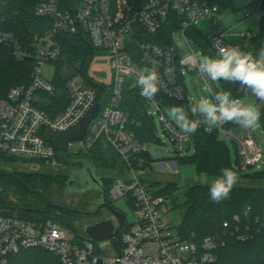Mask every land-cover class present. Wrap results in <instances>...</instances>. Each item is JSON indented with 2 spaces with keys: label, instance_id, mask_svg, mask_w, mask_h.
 <instances>
[{
  "label": "built area",
  "instance_id": "obj_1",
  "mask_svg": "<svg viewBox=\"0 0 264 264\" xmlns=\"http://www.w3.org/2000/svg\"><path fill=\"white\" fill-rule=\"evenodd\" d=\"M224 1L36 0L35 16L52 19V29L44 34H32L25 40L13 31L0 30V47H8L16 61L33 64L31 83L12 87L0 99V161L14 159L17 164L34 169L56 166L59 152L52 139L79 126L100 103L95 87L77 73L67 80L70 103L66 109L53 117L43 109L44 98L40 94L55 95L57 90L55 80L46 79L43 69L62 57L58 34L84 31L89 35L92 46L108 57L112 95L106 105L101 104L99 115L90 123L86 136L78 140L79 149L73 154L88 155L94 144L104 137L135 179L132 183L114 180L107 199L127 198L137 210L130 230L121 237L119 233L115 245L114 239L92 242L87 236H77L58 221L33 219L24 211L13 209L7 202L0 203V264H8L12 254L37 248L54 254L60 264H212L216 261V251L225 245L222 236H208L201 242H194L182 240L179 232L172 235L173 223L167 219L173 209L171 198L157 194L139 179V174L150 170L155 162L144 169L146 162L139 155L145 148L129 130L128 115L120 105L124 85L131 80L132 87H138L136 80L145 69L136 62L137 59L144 67L157 72L159 89L173 99L186 97L185 78L184 85L180 81L186 73L184 68L198 73L211 99L224 91L221 81L219 85L210 81L197 66L198 54L215 56L218 45L231 46L218 18ZM5 4L6 0H0V11ZM247 10L249 16H255L259 21L262 19L259 0H248ZM172 15L180 21L178 30L172 35L171 45H158L141 37L140 30L154 33L168 23ZM201 21L209 24V34H204L198 27ZM179 33L189 51L186 56L181 54L175 40ZM251 36L248 33L246 38ZM241 49L246 51L245 45ZM239 93L240 96L235 98L238 102L244 97L255 98L241 85ZM146 100L149 113L152 109L151 115L154 118L158 116L173 152L177 156L186 155L191 135L181 133L155 98ZM261 103L262 106L255 105L257 110L264 108V101ZM232 123L226 122L215 130L236 146L239 163L235 170L249 172L262 163L259 140L253 128L231 126ZM48 132L52 134L51 139L46 137ZM174 173H179L177 168ZM235 219L239 220V217ZM247 238V235H239L241 240Z\"/></svg>",
  "mask_w": 264,
  "mask_h": 264
},
{
  "label": "trees",
  "instance_id": "obj_2",
  "mask_svg": "<svg viewBox=\"0 0 264 264\" xmlns=\"http://www.w3.org/2000/svg\"><path fill=\"white\" fill-rule=\"evenodd\" d=\"M263 12L260 20V31L257 35L247 38L246 51L258 56L260 48L264 45V0H259ZM36 0H6V4L0 11V30L13 31L22 40L27 39L32 34H44L53 27V20L45 17H37L34 14ZM234 10L233 0H225L222 3V13ZM177 21V22H176ZM178 17L171 16L170 21L160 30L154 33H146L142 30L141 37L151 43L158 45H171L172 35L178 30ZM58 40L62 45V57L56 62L59 65L60 78L55 80L56 94H40L43 98V109L52 117L60 114L70 103L67 92V81L63 75L66 65L81 74L92 86L95 87L98 101L106 105L112 95V79L108 82L96 83L88 76L89 66L96 56L104 55L100 49L92 46L89 35L84 31L76 34L60 33ZM198 37H200L198 35ZM136 56L139 53L133 49ZM136 62L143 68L139 59ZM33 64L30 61L18 62L6 46L0 47V99L14 86L29 85L31 83ZM184 85V77L180 78ZM224 91L230 92L232 98H238L239 85L221 81ZM251 94V93H250ZM192 99L187 90L183 100H177L166 95L159 89L155 100L164 108L170 109L172 106H182L188 108ZM262 102V101H258ZM120 109L128 115V128L134 134L135 139L145 148L139 157L146 162L144 169L151 167L154 160L146 150V146L151 143H161L157 137V125L155 118L149 113L148 101L140 94L138 87H132V81L128 80L122 91V101ZM261 124L264 128V108L258 109ZM190 119L194 116L189 112ZM140 126H137V122ZM231 126H238L232 123ZM192 154L176 156L181 163H194L200 175L216 177L221 169L228 167L235 170L232 163L230 149L225 140L221 139L216 130H207L204 124L198 128L195 134L191 135ZM190 151V152H191ZM99 168L113 170L118 167L120 156L108 145L106 139L101 137L93 146L90 153ZM59 157V155H58ZM61 159V158H60ZM11 163H16L14 159H7ZM236 163H239L238 156ZM137 165V162L135 163ZM236 171V170H235ZM238 180L246 179L250 181L247 185H235L231 191L230 198L219 203L213 202L209 197L208 184H192L183 190V197H180L178 183L170 182L164 187L158 188V183L153 182L152 187L160 195L169 196L174 209H184L183 219L178 225V232L182 240L201 242L208 236L219 235L225 241V245L216 251L217 259L212 264H264V169L255 172H238ZM22 175V174H21ZM11 175L0 170V203L7 202L13 209L22 210L25 215L33 219H52L60 222L72 230L79 237L87 235L80 230L79 222L82 221L84 212L93 202L91 200L80 204L81 208H72L78 212H68L57 209L51 204L66 206L62 202H52L47 192L50 188H55L63 194L69 176L68 175H45L41 173L28 174L25 176ZM52 178V181L49 180ZM114 183V180H103L106 197ZM258 183L261 186H256ZM33 186H41L43 190L37 194L41 201H26L23 207L13 204L7 200L8 194L12 191L17 194L33 193ZM88 193V192H87ZM36 194V193H34ZM86 194V193H84ZM83 195V194H80ZM99 195H97L98 199ZM68 207V206H66ZM71 208V207H69ZM249 209V211H247ZM238 216L239 220L235 217ZM228 225L225 226L224 224ZM130 230V224L126 223L120 232ZM239 235H247L245 240L239 239ZM45 253L52 255L53 259L45 257ZM8 264H60L59 259L52 253L43 249H29L12 254L8 258Z\"/></svg>",
  "mask_w": 264,
  "mask_h": 264
},
{
  "label": "rangeland",
  "instance_id": "obj_3",
  "mask_svg": "<svg viewBox=\"0 0 264 264\" xmlns=\"http://www.w3.org/2000/svg\"><path fill=\"white\" fill-rule=\"evenodd\" d=\"M233 7L234 10L232 12H226V13H220L218 15V18L222 21L221 28L225 32V38L230 43L231 46H239L240 48L247 43L246 35L248 33H251L252 35L259 34L260 31V21L255 16H249L248 15V0H233ZM201 31L204 34H209L211 31V28L209 24L206 21H201L198 26ZM192 33V32H190ZM176 43L178 47L181 50V54L183 56H186L188 54V49L186 47V44L184 43L183 36L179 33L176 35ZM200 42V40L198 39ZM198 42V43H199ZM201 54H198V57L200 58ZM207 55V54H203ZM185 70V84L187 85L188 91L191 94V97L194 100H198L201 96H207L211 99L210 94L208 91L204 89V82L200 78L197 72H189L184 68ZM59 65L57 63H48L44 69H43V75L46 79H49L51 81L53 80H59L60 78V72H59ZM111 70L109 65V60H107L106 56L103 55L102 57L96 56L93 61L91 62L89 66L88 76L93 79L96 83H105L108 82L110 78ZM80 78L82 77L81 74ZM99 77V78H98ZM103 78V79H100ZM217 85L220 84L219 81L216 82ZM239 103L244 105H260L262 106L261 102H258L255 98H249L244 97L241 98ZM168 108H165V112L168 113ZM152 109H150V114H152ZM155 122L157 125V137L160 139L161 143H151L150 145L146 146V150L150 152L152 158L154 160H157L153 166L150 168V170L139 174V179L145 183V185L149 186L153 191H155V188L152 187V183L156 182L158 183L157 187L162 188L167 183L170 182H176L178 183V188L176 194H178L180 197H183V190L185 187L190 186L192 184H207L205 182L206 175H200L196 169V166L194 163H181L176 159V154L173 152L168 138L164 135L162 130V125L160 121L158 120V116L155 115ZM217 127H214L212 129H216ZM255 135L257 139L259 140L261 150L263 152V159L260 166L254 168L251 170V172L260 171L264 169V128L261 124V119H259L258 125L253 128ZM209 130V129H208ZM220 138L225 140L231 153L232 163L234 166L237 165L236 158H237V149L234 143L225 135L219 134ZM47 138L51 139L52 134L48 132L46 135ZM165 142V143H163ZM79 149L78 141H74L73 144L69 147L70 154L74 156H80L83 157L85 155H75L73 154L75 151ZM193 151V150H192ZM191 152H188L186 155L192 154ZM122 160V159H121ZM88 166H84L81 168L79 172V180L83 181L85 184H89L91 187L94 186L96 188H99L102 186L103 180H117V179H123L125 181H128L129 183H132L135 179L133 178L130 169L127 167L126 163L122 161H119L118 167L113 170H104L102 167H94L92 161L90 160L87 164ZM78 165H71L68 164L60 159V156L57 158V165L56 166H41L40 169H34L31 167H26L24 165H20L17 163H11L9 161L2 160L0 161V170L6 171L11 175H21L25 176L28 174H34V173H43L45 175H68L71 176L75 169H77ZM178 169V174L174 173V169ZM92 169V171H91ZM208 179L214 178V177H207ZM50 181H52V178H49ZM190 185H185L186 183H189ZM250 181L246 179H240L237 181L236 185H247ZM256 186H261L258 183L255 184ZM31 187L34 189L33 193H24V194H17L14 192H10L7 196V200L9 202H12L13 204H16L18 206L23 207L26 205V201L31 202H37L41 201V197L37 194V190L39 192H42L40 190H43V188L40 186H33ZM84 188L80 187H74L73 192H62L63 194H60L56 189L50 188L47 194L49 195V198L52 202H62L66 206L71 208H81L80 204L86 201H93L88 207L86 212L91 214L92 212H96L98 208L97 203V195L100 196L99 193H97L94 190H90V192L83 194V195H74L73 193L79 192L80 190L84 191ZM44 191V190H43ZM36 193V194H34ZM175 195H170V198H172ZM110 204L117 210L124 212L127 215V223H133L136 219L137 210L135 207L131 204V202L128 201L127 198H120L118 200L112 201L109 200ZM183 213L184 209L178 208L173 209L170 211L167 219L173 223L176 227L171 229L172 235L176 236L178 234V225L181 223L183 219ZM102 214H99L98 216L104 217ZM82 220L86 222H90L92 220V216L90 215H84ZM80 223V222H79ZM115 224L118 225V222L115 221ZM45 257L48 259H53V261H56L54 258H52V255L49 253L44 254Z\"/></svg>",
  "mask_w": 264,
  "mask_h": 264
},
{
  "label": "clouds",
  "instance_id": "obj_4",
  "mask_svg": "<svg viewBox=\"0 0 264 264\" xmlns=\"http://www.w3.org/2000/svg\"><path fill=\"white\" fill-rule=\"evenodd\" d=\"M216 50L215 56L200 55L197 65L199 72L212 82L238 83L256 100L264 101V47L260 48L258 56L242 50L239 46L218 45ZM136 85L143 97L153 100L159 91L157 72L144 69L136 80ZM189 100L187 109L172 106L167 113V118L179 127L182 134H195L201 124L206 125L209 130L226 122H234L243 128H254L260 119V113L255 105L239 103L228 91L218 92L214 99L201 96L198 100L191 98ZM189 112L196 119H190ZM137 126H140L139 121ZM237 181V172L228 167L221 169L220 174L214 178L205 177L210 199L219 203L230 198Z\"/></svg>",
  "mask_w": 264,
  "mask_h": 264
},
{
  "label": "water",
  "instance_id": "obj_5",
  "mask_svg": "<svg viewBox=\"0 0 264 264\" xmlns=\"http://www.w3.org/2000/svg\"><path fill=\"white\" fill-rule=\"evenodd\" d=\"M77 72L75 70H72L67 65L65 69L63 70V75L65 77V80L67 81L69 78L75 76ZM257 108V106H255ZM101 110V103H97L95 105V108L91 115L85 117L82 122L77 126L76 128L63 132L59 135H57L54 139H52V142L56 149L59 152V156L62 161L71 164V165H78L79 167L74 170L73 174L69 176L66 187L64 188V192H73L74 187H80L84 188V191L80 190L79 192L73 193L74 195H80L84 194L90 190H94L97 193L100 194V196L97 199L98 208L96 212H99L101 209H107L111 214L112 217L107 218L101 222H97L95 224H90L85 227V233L87 237L92 242H101L107 239H114V244H117V237L122 230V228L125 226L127 221V215L115 209L112 205L108 203V199L106 197V192L103 183L101 184L99 188H96L94 186H90L89 184H85L83 181L79 180V172L81 168L84 166H88V162L91 160L93 163V166L96 168L97 165L91 155H85L83 157L80 156H74L69 153V144L74 141H78L83 139L88 131L89 125L92 122L93 119H95ZM192 147V140H189V145L187 148V153L191 151ZM92 171V169H91ZM52 207L57 209H62L68 212H78L75 209L58 205V204H51ZM115 221L118 222V226H116ZM175 228V225L171 226V229Z\"/></svg>",
  "mask_w": 264,
  "mask_h": 264
},
{
  "label": "flooded vegetation",
  "instance_id": "obj_6",
  "mask_svg": "<svg viewBox=\"0 0 264 264\" xmlns=\"http://www.w3.org/2000/svg\"><path fill=\"white\" fill-rule=\"evenodd\" d=\"M88 192H90V191H88ZM87 193V192H86ZM108 203L110 204V201L108 200ZM111 205V204H110ZM102 213H104L103 215H104V217H101L100 218V216H98L99 214H102ZM84 214L85 215H90V216H92V220L90 221V222H86V221H84V220H82V221H80V223H79V227H80V230L81 231H83V233H85V227L87 226V225H90V224H95V223H97V222H101V221H103V220H105V219H107V218H110V217H112V214L107 210V209H101L99 212H92L91 214H89L88 212H84ZM86 234V233H85Z\"/></svg>",
  "mask_w": 264,
  "mask_h": 264
},
{
  "label": "crops",
  "instance_id": "obj_7",
  "mask_svg": "<svg viewBox=\"0 0 264 264\" xmlns=\"http://www.w3.org/2000/svg\"><path fill=\"white\" fill-rule=\"evenodd\" d=\"M103 56V55H102ZM102 56H98V57H102ZM107 58V60H108V57H106ZM111 76V75H110ZM99 78V77H98ZM100 79H103V78H100ZM185 185H190V182L189 183H186ZM174 209V208H173ZM172 209V210H173Z\"/></svg>",
  "mask_w": 264,
  "mask_h": 264
}]
</instances>
